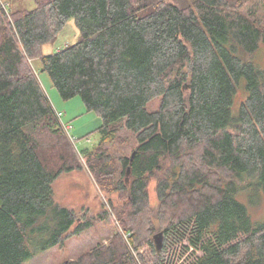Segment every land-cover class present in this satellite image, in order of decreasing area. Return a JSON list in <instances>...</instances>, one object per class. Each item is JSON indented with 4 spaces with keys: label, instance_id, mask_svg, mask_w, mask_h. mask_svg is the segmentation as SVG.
<instances>
[{
    "label": "trees",
    "instance_id": "obj_1",
    "mask_svg": "<svg viewBox=\"0 0 264 264\" xmlns=\"http://www.w3.org/2000/svg\"><path fill=\"white\" fill-rule=\"evenodd\" d=\"M4 1L0 264H25L98 219L55 198L59 177L83 165L34 57L63 98L80 96L102 117L96 146L80 154L123 199L111 203L127 238L116 233L65 264H264V219L239 199L264 196V65L237 54L264 44V25L241 10L248 0ZM72 18L78 41L43 54Z\"/></svg>",
    "mask_w": 264,
    "mask_h": 264
},
{
    "label": "rangeland",
    "instance_id": "obj_2",
    "mask_svg": "<svg viewBox=\"0 0 264 264\" xmlns=\"http://www.w3.org/2000/svg\"><path fill=\"white\" fill-rule=\"evenodd\" d=\"M0 5L5 7L8 4L4 0H0ZM14 6L33 7L34 3L33 0H26L25 2L22 0L21 2H16ZM241 10L259 25H264V0H248ZM79 36V29L72 18L59 34L56 42L44 45L43 54H49L58 48L74 44L78 41ZM237 54L245 60H253L260 65H264V44H261L253 55L245 53L242 49L237 50ZM28 62L40 79L56 112L61 114L62 118L60 121L72 126L69 133L73 141L70 139L68 133H65L74 147L78 160L83 165L81 169L64 173L59 177L54 184L55 198L61 204L74 208L81 217L98 216V219L91 228L80 234L71 235L62 245H55L36 252L33 257L25 262V264H65L67 261L88 252L98 243H109L116 233H120L127 238L123 227L117 219L116 210L111 203L120 204L123 199L119 196L118 192L109 193L99 185L93 171L89 168L86 157L80 154V150L85 148L92 150L96 146L100 138L98 128L102 124V117L95 110L87 109L80 96L70 99L63 98L54 86L49 74L40 69L39 57L28 58ZM242 99L243 92L239 90L236 95V106L239 105ZM160 100V97L154 99L149 104V107L152 109L156 108ZM130 137L132 141L125 149L121 147V153L124 150H126V153L131 151L134 139L132 136ZM157 182L158 176H155L150 180L148 185L150 200L153 206L158 205ZM239 199L249 206L254 220L264 219V196H254L253 201H250L242 193ZM103 212H107L106 217H99V214Z\"/></svg>",
    "mask_w": 264,
    "mask_h": 264
},
{
    "label": "water",
    "instance_id": "obj_3",
    "mask_svg": "<svg viewBox=\"0 0 264 264\" xmlns=\"http://www.w3.org/2000/svg\"><path fill=\"white\" fill-rule=\"evenodd\" d=\"M163 236H164V233L163 232H158L157 234H155V239H156V242H157V248L159 250L162 249L163 247Z\"/></svg>",
    "mask_w": 264,
    "mask_h": 264
},
{
    "label": "built area",
    "instance_id": "obj_4",
    "mask_svg": "<svg viewBox=\"0 0 264 264\" xmlns=\"http://www.w3.org/2000/svg\"><path fill=\"white\" fill-rule=\"evenodd\" d=\"M57 115H58V117L61 120V118H62L61 117V114L57 112ZM62 125H64L63 127H64L65 131L68 133V135L70 136V139H72V141H73V138L71 137V135L69 133V131H70V129H71L72 126L70 124H67V123H64V122H62Z\"/></svg>",
    "mask_w": 264,
    "mask_h": 264
},
{
    "label": "crops",
    "instance_id": "obj_5",
    "mask_svg": "<svg viewBox=\"0 0 264 264\" xmlns=\"http://www.w3.org/2000/svg\"><path fill=\"white\" fill-rule=\"evenodd\" d=\"M55 51V50H54Z\"/></svg>",
    "mask_w": 264,
    "mask_h": 264
}]
</instances>
